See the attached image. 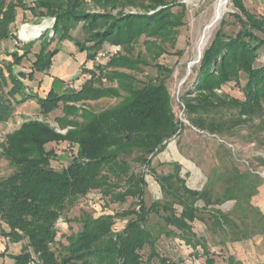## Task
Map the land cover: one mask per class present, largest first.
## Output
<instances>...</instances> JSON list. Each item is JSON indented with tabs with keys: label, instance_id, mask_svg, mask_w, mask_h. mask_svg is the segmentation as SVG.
Segmentation results:
<instances>
[{
	"label": "trees",
	"instance_id": "16d2710c",
	"mask_svg": "<svg viewBox=\"0 0 264 264\" xmlns=\"http://www.w3.org/2000/svg\"><path fill=\"white\" fill-rule=\"evenodd\" d=\"M230 1L234 21L221 23L203 52L194 87L183 95L182 103L196 131L231 137L235 130L252 127L264 118V64L256 66L261 52L264 56V15L251 12L247 0ZM18 10L30 12L37 21L50 18L54 23L41 40L8 53L11 60L0 56V124L30 101L44 116L56 111L61 114L55 117L57 128L46 121L27 120L8 134L3 144L2 154L13 171L0 178V223L7 227L0 235L12 243H23L19 254L10 255L12 264H31L32 253L38 255L40 264H181L159 253L157 245L163 236L180 240L196 254L200 248L206 264H217L206 238L194 230L196 221L224 237L223 244L264 234V215L252 205L263 180L257 174L242 172L226 145H220L218 165L211 169L200 191L187 187L179 164L169 174L152 169L165 200L150 205L145 201V175L133 167L151 168V159L182 131L166 83L172 70L158 61L177 45L185 25L184 3L34 0L29 5L26 0H0V45L11 42ZM227 24L238 26V31H224ZM80 25L84 37L77 39L72 32ZM38 41L36 52L32 44ZM55 42L57 46L50 49ZM65 42L86 53L87 61L94 64L92 68L83 65L81 73L85 75L75 80L89 78L79 90L59 92L55 84H66L54 78L47 93L30 91L26 81L35 82L37 75L49 73L53 58L61 51L59 44ZM101 52L106 57L97 60ZM31 56L30 68L21 67ZM151 66L156 76L136 77ZM231 83L240 87L243 99L223 92ZM102 99L120 102L92 112L89 104ZM60 143L77 151L65 168L57 170L52 162L60 159L47 146ZM258 160L264 166V159ZM96 194L113 203L134 199L136 204L114 215L94 217L84 211L79 219L81 229L66 235V244H61L58 221L80 201L87 202L90 196L97 200ZM227 202H235L231 211L218 209ZM151 215L162 223L153 226ZM118 219H128L121 231L114 229ZM6 256L5 251L0 252V258ZM231 264H235L233 260Z\"/></svg>",
	"mask_w": 264,
	"mask_h": 264
},
{
	"label": "rangeland",
	"instance_id": "374dc122",
	"mask_svg": "<svg viewBox=\"0 0 264 264\" xmlns=\"http://www.w3.org/2000/svg\"><path fill=\"white\" fill-rule=\"evenodd\" d=\"M34 0H26L31 5ZM91 2V0H88ZM180 2L186 5V18L185 25L180 29L178 41L175 49H170V52L162 56L158 63L163 65L169 70H172V74L167 78L166 83L169 92L172 97V105L175 115L182 123V131L167 144L165 150L159 153L152 160L151 168H145L140 165H133L134 169L138 173L145 175L147 181L145 201L150 205L154 201H164L165 196L161 191L160 185L156 181L152 174V171H156L158 174H169L175 170V164L181 166V177L186 181L187 187L192 190H202L207 183L209 173L213 167L218 165V151L221 148V144L227 146L232 151L235 158L237 167L242 171H249L257 174L263 180V185L260 187L258 195L252 199V205L256 207L264 215V166L259 162V158L264 159V118L263 120H256L252 127L247 126L235 130L233 136H215L210 135L207 132H198L191 125L188 120V116L183 107L182 97L189 90L193 89L197 79V70L202 58L203 52L206 47L213 40L216 32L221 27L222 22L232 23L234 18L232 14L235 12L232 3L228 0V3L224 9V15L222 19L218 21L216 26L209 34V38L203 48L200 51V42L204 35L206 27L210 24L215 15V9L219 0H180ZM246 7L257 15H264V3L260 0H247ZM226 10V11H225ZM25 15V16H24ZM24 17H27L24 19ZM48 22V23H46ZM30 24L32 31L38 32L42 30L43 34L39 39L41 40L53 27L54 19H43L37 21L32 18L30 12L26 14L22 10H18V20L12 27V32L15 34L20 31L25 24ZM50 25L48 29L44 31V27ZM30 31L31 33H33ZM224 31L228 33H234L238 31V26L233 24H227L224 27ZM72 35L77 39H82L84 33L81 25L72 32ZM52 36V35H51ZM32 41V42H34ZM144 39L141 40V44ZM41 41L32 44L33 50L37 52ZM72 44V43H71ZM57 46V42L51 45L50 49H54ZM73 48L76 49L74 44ZM21 47V46H20ZM62 48L61 56H68L72 53V49L67 43L59 44ZM17 49L11 42H5L0 45V56L3 60H11L8 57V53ZM144 51V48H141ZM116 51L119 48H115ZM77 53V52H76ZM202 53V54H201ZM78 54V53H77ZM60 57V56H59ZM33 56L29 60H26L21 67L30 68V62ZM78 60V55H77ZM56 65L59 64L60 58L56 60ZM264 64V56L261 52V57L258 60L256 66L260 67ZM93 67V63H91ZM192 66V67H191ZM78 75H85L83 73ZM70 72H72L70 70ZM156 69L151 66L145 68L144 74H136L138 79H143L146 76H156ZM77 77V76H76ZM41 76L37 75L35 82L26 81L30 91L43 95L45 85L42 83L38 87V82ZM89 76L81 77L80 79H70L65 82L66 86L60 87L55 84V88L61 92V89L79 90L83 83ZM73 84V87H70ZM245 83L242 79L241 85ZM53 83L51 87H53ZM105 86H111V84L105 83ZM115 86V85H114ZM50 87V88H51ZM223 92L231 98L243 99V94L240 91V87L236 83H231L223 88ZM120 100L117 99H102L97 102H91L89 109L92 112H99L103 109L117 105ZM61 111H56L49 116L41 114L38 105L35 102H27L20 107H17L14 116L6 123L0 124V178L7 177L12 173L13 169L9 165L6 158L3 156V144L5 143L6 136L13 133L20 128L22 123L27 120H39L46 121L51 126L57 128L55 123V117L59 116ZM61 133H65L62 131ZM48 150L55 151L58 159L52 162V166L61 170L68 165L69 160L75 155L77 149L70 147L67 143L50 144L47 146ZM154 169V170H152ZM93 204H88L85 200L80 201L74 208L65 213L62 216V223L60 225V240L61 244H66V235L76 233L81 229L79 222L80 216L84 211L91 213L94 217H98L104 214H117L122 213L128 209L135 207L136 200L128 199L125 204L113 203L106 198L95 195ZM235 202H227L218 209L224 212H229L233 209ZM205 219H208L206 214L203 215ZM71 220V222H69ZM127 220L116 221L114 229L121 231ZM150 223L153 226H157L162 221L155 215L150 216ZM207 223H210L209 220ZM7 229V227L0 223V230ZM194 230L199 236L205 237L209 246V250L216 260L217 264H231L233 260L235 264H264V234L256 235L248 240L242 242H227L223 244L224 237L220 235H214L210 232L209 228L202 221H196L194 223ZM63 235V236H62ZM0 252H6L8 256L0 258V264H12L10 255L19 254L23 243L15 244L10 242L3 235H0ZM60 250V247H57ZM157 249L162 256L169 257L174 261H181V264H206V257L203 251L199 248L197 253L182 244L178 239H170L161 237L158 242ZM148 253V249L145 250V255Z\"/></svg>",
	"mask_w": 264,
	"mask_h": 264
},
{
	"label": "crops",
	"instance_id": "0c3cea01",
	"mask_svg": "<svg viewBox=\"0 0 264 264\" xmlns=\"http://www.w3.org/2000/svg\"><path fill=\"white\" fill-rule=\"evenodd\" d=\"M67 45L72 49V53L68 56H61L62 54V48L61 51L53 58V66L49 73L47 74H40L41 78L39 79V82L47 83L44 88V92L47 93L51 88V84L53 83L54 78L61 79L62 81L67 82L70 79L75 78L80 73V69L83 65H85L87 68H92L90 65L92 61H87L86 53H80L78 49H74L72 44L70 42H65ZM78 54H77V53ZM78 55V60H77ZM60 56V57H59ZM60 58L59 64L56 65V60ZM70 70L72 72H70ZM38 82V85H39Z\"/></svg>",
	"mask_w": 264,
	"mask_h": 264
},
{
	"label": "built area",
	"instance_id": "2783aa9c",
	"mask_svg": "<svg viewBox=\"0 0 264 264\" xmlns=\"http://www.w3.org/2000/svg\"><path fill=\"white\" fill-rule=\"evenodd\" d=\"M48 23V22H46ZM50 27V25L47 24V26L44 27V31L46 29H48ZM32 28L34 27H31L30 24H25L23 26V28L20 30V31H17V33L14 34L12 40H11V43L14 47H19V46H22L23 44H26V43H29V42H32L36 39H39L43 32L42 30H39L38 32H34V29L32 31ZM30 31H32L33 33H31ZM106 57V54L104 52H101L97 55V60H102ZM71 86L70 87H73V84L72 83H69ZM95 201V199L90 196L88 199H87V203L88 204H93ZM62 218L58 221L57 225H56V228H57V231H58V234H60V230H61V223H62ZM1 237H0V242H1ZM31 264H40V261H39V258H38V255L36 254H33L32 253V263Z\"/></svg>",
	"mask_w": 264,
	"mask_h": 264
},
{
	"label": "bare ground",
	"instance_id": "6f19581e",
	"mask_svg": "<svg viewBox=\"0 0 264 264\" xmlns=\"http://www.w3.org/2000/svg\"><path fill=\"white\" fill-rule=\"evenodd\" d=\"M228 3V0H219L217 3L216 9H215V15L210 24L206 27L204 35L202 36L201 42H200V51L203 50L208 38L209 34L211 33L212 29L216 26L218 21L222 19V15H224V9ZM226 11V10H225ZM214 30V29H213ZM202 54V53H201ZM192 67V66H191Z\"/></svg>",
	"mask_w": 264,
	"mask_h": 264
}]
</instances>
